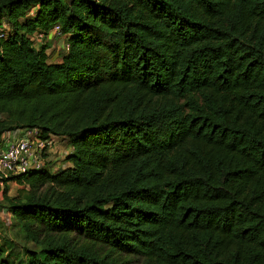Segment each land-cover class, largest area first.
<instances>
[{
  "label": "trees",
  "instance_id": "16d2710c",
  "mask_svg": "<svg viewBox=\"0 0 264 264\" xmlns=\"http://www.w3.org/2000/svg\"><path fill=\"white\" fill-rule=\"evenodd\" d=\"M3 22L0 139L72 147L0 178L20 263L264 264V0H0ZM55 25L61 61L33 39Z\"/></svg>",
  "mask_w": 264,
  "mask_h": 264
},
{
  "label": "built area",
  "instance_id": "2783aa9c",
  "mask_svg": "<svg viewBox=\"0 0 264 264\" xmlns=\"http://www.w3.org/2000/svg\"><path fill=\"white\" fill-rule=\"evenodd\" d=\"M9 30L10 26L3 22L0 27V40L8 37ZM47 34L50 37L63 35L60 25H55ZM48 35L45 32H37L33 39L41 41ZM18 136L20 137L17 138ZM18 136L16 138H13L12 135L8 137L10 139L7 138L5 147L0 150V178L42 169L47 162L46 154L54 145L53 138L56 137L45 139L38 128H24V133Z\"/></svg>",
  "mask_w": 264,
  "mask_h": 264
},
{
  "label": "rangeland",
  "instance_id": "374dc122",
  "mask_svg": "<svg viewBox=\"0 0 264 264\" xmlns=\"http://www.w3.org/2000/svg\"><path fill=\"white\" fill-rule=\"evenodd\" d=\"M46 42H48L49 46V52L51 54V57L56 54V52H59V55L61 52L66 48H68L67 40L64 35L62 36H51V37H46ZM62 46V48H61ZM55 52V53H54ZM58 55V56H59ZM19 131V130H18ZM19 132H24V128H21ZM11 135L13 136L14 134H19L15 132H10ZM7 134V133H6ZM9 134V133H8ZM18 136V135H16ZM10 139V138H8ZM7 138H1L0 140V150L5 147V143H7ZM13 139V138H11ZM56 145H59V148L54 151L53 153H47V162H51V168L53 171L58 170L59 168L65 167L68 165V163L65 161V158L61 159H56L58 156H60L61 153H59V149H62L64 153L67 150H72V147L70 146L68 141H64V139L60 138H55ZM49 163L45 164V166H48ZM50 168V169H51ZM10 188L8 195L9 196H15L18 193V190L21 188V185L18 184L15 181H11L10 183ZM6 202L3 200L2 195L0 194V245H3L7 251H12L11 249V242L14 243V249L12 251V254L10 256V259L15 261V264H22L19 262L18 258V253L23 252L24 249L27 248H34L35 245L31 242L28 241L25 237L24 234L21 232V229L18 227L14 226V219L12 218L11 212L8 210ZM133 264H138V262H134Z\"/></svg>",
  "mask_w": 264,
  "mask_h": 264
},
{
  "label": "crops",
  "instance_id": "0c3cea01",
  "mask_svg": "<svg viewBox=\"0 0 264 264\" xmlns=\"http://www.w3.org/2000/svg\"><path fill=\"white\" fill-rule=\"evenodd\" d=\"M3 24V23H2ZM2 24H0V27L2 26ZM61 48H62V46H61ZM55 53V52H54ZM59 52H56V54H54V56L52 57V60L53 61H61V58H62V55L60 54L59 56ZM19 131H20V129H19ZM19 131H14L15 133H19V134H14L12 137L13 138H16L17 136L16 135H22V133H24V132H19ZM9 133V134H8ZM7 134H5L4 136H3V138L5 137V138H8V137H11V133L10 132H8ZM20 136H18L17 138H19ZM55 138H58L59 139V137H54L53 139H54V145L51 147V149L49 150V153H53L54 151H56L58 148H59V145H56V142H55ZM60 138H62V139H64V141H68V139L67 138H64V137H60ZM69 142V141H68ZM71 146V145H70ZM71 151L72 150H67L65 153H64V151H62V149H59V153H61L60 154V156H58L56 159H59V158H61V159H63V158H65L69 153H71ZM68 163V165L67 166H69L70 165V163L69 162H67ZM67 166H65V167H67Z\"/></svg>",
  "mask_w": 264,
  "mask_h": 264
}]
</instances>
